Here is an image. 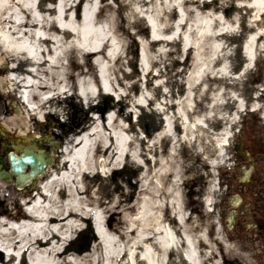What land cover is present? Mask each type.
<instances>
[{
  "label": "bare ground",
  "instance_id": "6f19581e",
  "mask_svg": "<svg viewBox=\"0 0 264 264\" xmlns=\"http://www.w3.org/2000/svg\"><path fill=\"white\" fill-rule=\"evenodd\" d=\"M185 1L193 7L195 25L188 27L178 15L169 30L167 17L179 12L181 0H143L126 17L114 19L100 18L97 0H0V53L7 65L0 60V66L8 70L0 84L22 105L5 123L21 126L23 135L34 122L53 118L67 133L56 169L35 176L45 180L43 187L38 181L28 186L33 179L22 185L0 179V184L33 200L29 216L21 215L19 222L13 221L18 216L0 215L3 261L14 260L3 239L19 230L32 232L35 239L27 247L35 253L31 264L43 262L46 253L61 257L63 250L56 251L53 243L61 242V231L74 222L76 204L84 198L88 206L97 202L102 213L116 208L110 201L125 195L134 199L167 192L172 205L182 191L183 149L200 157L205 144L213 145L220 158L228 160L242 113L248 107L264 111L255 79L258 64L264 71V0L248 5L240 0L237 6L226 0L213 11L205 0ZM7 7L11 11L2 17ZM127 27H138V32L131 35ZM122 31L131 40H142H132L135 51L124 50ZM175 36L184 43L175 45ZM191 36L198 37L189 44ZM206 52L209 61H203ZM171 53L187 55L197 65L193 73L180 65L167 89ZM72 68L78 73L73 75ZM183 81L212 87L214 100L205 101L201 116L189 115ZM69 114L76 119L72 126ZM171 155L175 161L169 164ZM213 205L207 201L210 211Z\"/></svg>",
  "mask_w": 264,
  "mask_h": 264
},
{
  "label": "rangeland",
  "instance_id": "374dc122",
  "mask_svg": "<svg viewBox=\"0 0 264 264\" xmlns=\"http://www.w3.org/2000/svg\"><path fill=\"white\" fill-rule=\"evenodd\" d=\"M97 1L101 4L100 18L103 19L124 18L131 7L144 4L143 0ZM160 1L166 4V1L169 0ZM205 1L209 2L208 6L213 11V7L218 10L226 0ZM212 1L215 2L211 5ZM250 1L247 0V3L241 4L248 5L251 3ZM239 2L241 1L231 0L230 3L237 6ZM181 5L179 12L172 11L167 17L169 30L174 28L178 15L185 17L188 27H191L192 24L195 25L192 5L185 0H181ZM9 10V7L5 8L2 17ZM23 14L27 17L26 10H23ZM216 14L219 15V13ZM137 28L127 27L126 29L131 35H134L135 32H138ZM120 35L126 39V45L123 46L126 51H135L136 43L141 44L142 40L139 36H134L132 40L136 43L132 44V40L127 38L123 31L119 32ZM197 37L191 36L189 44L194 43ZM182 42L184 43L183 40L175 36V45ZM199 42L207 43L208 41L200 39ZM0 57L1 65L7 66L1 53ZM186 57L187 55L180 57L176 53H171L169 58L172 63L167 89H170V83L180 65L186 66L188 73L195 71L194 66L197 65V61ZM204 60H211L208 52L203 53ZM7 72V67L0 66V82L6 77ZM255 72H257L256 87L261 90L264 99L262 64H258ZM72 73L73 75L77 74V69L72 68ZM183 86L185 105L188 106L189 115L191 117L201 116L202 112H206L205 101L210 103L214 100L211 95L212 87L195 81H186ZM7 90L6 85L0 84V97L4 96L6 101L17 102ZM2 107L3 105L0 103V111ZM249 108L238 119L235 130L237 132L241 130L242 132L258 131L262 133L264 111L252 112ZM74 120H76L74 114H69V126L74 124ZM197 135H200V131L197 132ZM199 138L197 136V139ZM204 148V153L200 157L195 156L192 150L187 147L181 152L180 159L184 160V178L179 182V190L182 191L172 205L167 192L158 197L145 194L134 199L125 195L110 201L116 208L105 210L102 213L97 202L95 207L88 206L89 199L84 198L80 205L76 204L77 213L74 222L61 231V242L53 243L54 249L56 251L63 250V254L61 257H57L56 254L46 253L42 255L43 262L40 264H264V238L260 231H250L256 221L247 215L246 204L234 208L240 193L236 186L242 184L240 180L244 179L243 175L247 169H243V172L240 173L230 170L231 148L228 160L220 158L217 147L205 144ZM260 151L261 147L254 150L245 146V150L238 153L243 157L241 163L248 162V153L253 157L258 156ZM59 159L56 158L57 161L54 162L50 170L56 169ZM174 161V156H169V164ZM44 183L45 180H41L37 185L41 188ZM7 185L0 184V215L18 216L13 221L19 222L21 215H28L27 212L33 200L31 196L18 195L15 187ZM208 200H213L214 205L211 211L207 208ZM105 201L107 202V200ZM119 205L124 207L118 208ZM232 211H238L239 215L238 226L231 230ZM98 214L100 219L97 218ZM258 219H260V214ZM3 230V227H0V234H3ZM99 231L103 233L102 238ZM6 238L8 240L3 239V242L10 246V257L12 256L14 260L12 261L10 258L3 261V257H0V264H31L35 253L27 247L35 242L32 232L19 230ZM160 243H168V246L170 245L172 248H163ZM152 251L156 253L155 259L152 257Z\"/></svg>",
  "mask_w": 264,
  "mask_h": 264
},
{
  "label": "flooded vegetation",
  "instance_id": "af4514ba",
  "mask_svg": "<svg viewBox=\"0 0 264 264\" xmlns=\"http://www.w3.org/2000/svg\"><path fill=\"white\" fill-rule=\"evenodd\" d=\"M0 103L3 105L0 111V179L5 178L3 180L19 185L34 171V167L37 171L39 169L38 166H47L49 161H55L59 157L67 133H65V127H61L56 120L49 118L40 124L34 122L32 130L23 127V129H26L21 135V126H8L4 121L17 116L15 103L18 105V109L22 108L21 103L19 101L13 102L12 100L6 101L4 96L0 97ZM238 132L231 142L230 170L236 173L243 172V169L247 170L243 175L244 179L240 180L242 184L236 186L240 193L238 196L239 200L234 208H239L246 204L247 215L256 221L250 231H260L264 238V128L262 133L258 131L242 132L241 130ZM245 146L254 150L261 147V151L258 156L253 157L252 154L248 153V162L242 164L241 160L243 157L239 156L238 153L242 150L244 151ZM14 157L20 161L24 159L28 161L23 180H20L12 172V159ZM36 181L38 180L33 178L28 183V186H31ZM235 212V222L232 229L238 226L239 213L238 211ZM259 214L260 219H258Z\"/></svg>",
  "mask_w": 264,
  "mask_h": 264
},
{
  "label": "water",
  "instance_id": "95a60500",
  "mask_svg": "<svg viewBox=\"0 0 264 264\" xmlns=\"http://www.w3.org/2000/svg\"><path fill=\"white\" fill-rule=\"evenodd\" d=\"M26 161H27V160H25V159L23 160V162H25V163H26ZM13 164H14L13 170H14L15 172H17V173L22 172V168L25 167L24 163H21V166L19 167V166H18V162H17V160H13ZM43 167H45V166H40V167H39L40 169L37 171V174H40V173L42 172Z\"/></svg>",
  "mask_w": 264,
  "mask_h": 264
}]
</instances>
